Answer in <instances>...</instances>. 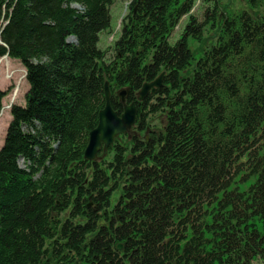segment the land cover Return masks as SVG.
I'll use <instances>...</instances> for the list:
<instances>
[{
    "label": "trees",
    "instance_id": "1",
    "mask_svg": "<svg viewBox=\"0 0 264 264\" xmlns=\"http://www.w3.org/2000/svg\"><path fill=\"white\" fill-rule=\"evenodd\" d=\"M114 1L0 0V60L29 84L0 148V264H264V0H200L204 22L198 0H131L102 50ZM106 82L136 133L89 161Z\"/></svg>",
    "mask_w": 264,
    "mask_h": 264
},
{
    "label": "rangeland",
    "instance_id": "2",
    "mask_svg": "<svg viewBox=\"0 0 264 264\" xmlns=\"http://www.w3.org/2000/svg\"><path fill=\"white\" fill-rule=\"evenodd\" d=\"M131 3V0H115L114 4L111 7V26L108 31H104L100 34V42H99V48L102 50H111L113 44L115 41L118 40L120 33H121V27L123 18L127 14V8H129V5ZM225 3H229L228 9L229 11H232L234 9H237L239 6L243 5V3L239 0H233V1H224ZM198 8L194 11L193 16L197 19L198 22H204L206 19L205 11L200 8V4L197 6ZM243 11L252 12L247 5L242 9ZM188 19H184L180 25V30H176L174 34L172 35L171 42L175 43L177 38L179 37L180 33L182 32L183 27L187 23ZM207 30L205 32V35L207 39H209L211 42L215 41L216 35L215 32L209 29V26H206ZM195 59H199L204 51L203 47H200L198 44L191 43L190 45ZM10 64V68L8 67ZM0 89L5 91L6 97L3 101V111L1 113L2 119H0V148L2 147L6 132L8 129V126L12 120L11 116V110L14 105H25V95L27 91L29 90V84L26 80V69L22 65V63L19 60L16 59H10V58H3L0 61ZM17 92V96L14 98V93ZM6 106L10 107V110L6 109ZM1 118V117H0ZM163 118L160 116H157L153 119L152 123H162ZM20 166L25 168L26 164H24V160H20ZM256 264H262V263H256Z\"/></svg>",
    "mask_w": 264,
    "mask_h": 264
},
{
    "label": "water",
    "instance_id": "3",
    "mask_svg": "<svg viewBox=\"0 0 264 264\" xmlns=\"http://www.w3.org/2000/svg\"><path fill=\"white\" fill-rule=\"evenodd\" d=\"M162 79L163 75L152 83L144 84L139 93L138 101L142 103L150 93L155 94L156 90L162 87ZM105 96L106 106L100 112L98 126L89 135V143L85 151L86 160L96 161L99 153L102 150L106 153L120 135L128 134L132 137L135 134L133 128L136 125L138 115L135 103L128 105L125 98L126 92H120L124 112L119 114L112 108L108 82L105 84ZM117 249L121 250L122 246L118 245Z\"/></svg>",
    "mask_w": 264,
    "mask_h": 264
},
{
    "label": "bare ground",
    "instance_id": "4",
    "mask_svg": "<svg viewBox=\"0 0 264 264\" xmlns=\"http://www.w3.org/2000/svg\"><path fill=\"white\" fill-rule=\"evenodd\" d=\"M7 57V56H6ZM5 58V57H4ZM7 58H9V57H7ZM1 61V60H0ZM9 68H10V64H9V66H8ZM0 76H1V73H0ZM17 92H18V90H16V92L14 93V98L17 96ZM3 116V114L2 115H0V117H2ZM89 143V142H88ZM86 151V150H85ZM90 161V160H89Z\"/></svg>",
    "mask_w": 264,
    "mask_h": 264
}]
</instances>
